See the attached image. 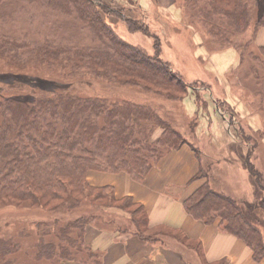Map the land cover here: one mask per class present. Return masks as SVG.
Instances as JSON below:
<instances>
[{
  "label": "trees",
  "instance_id": "obj_1",
  "mask_svg": "<svg viewBox=\"0 0 264 264\" xmlns=\"http://www.w3.org/2000/svg\"><path fill=\"white\" fill-rule=\"evenodd\" d=\"M37 1L64 15L76 12L77 18L93 33L96 44L80 48L50 38L31 43L26 34L22 37L0 34V64L6 70L12 68L36 75V69H25L41 66L60 76L59 70L64 77V80L53 78L57 90L50 95L31 103L17 96L6 104L11 116L0 124V203L15 199L55 209L60 206L74 209L86 204L94 205L97 211L101 207L118 209L126 229L130 228L127 222L131 219V228L142 240L149 241V219L142 204L130 196L117 199L112 186H92L87 176L89 171L125 172L136 181H143L165 153L189 145L184 133L175 129L176 123L162 117L157 107L142 97H135L136 101L122 94L129 88L133 94L140 92L183 107L194 84L186 82L162 58L160 38L149 31L147 24L123 16V9L97 0ZM189 7L198 10L192 16L200 19L204 27L209 30L220 25L223 32H228L229 39L249 27L254 34L264 27V0H190ZM110 14L117 15L131 32L153 35L155 52L149 54L141 46L123 39L108 21ZM251 44L249 41L246 46ZM232 47L239 53L238 70L248 56L238 46L221 45V51ZM258 51L262 55L264 46H258ZM254 68L258 70L255 69L257 76L264 68L263 63ZM93 82H103L114 90L113 94L92 93ZM216 103L222 108L221 102ZM196 122L197 119L188 120L191 133ZM152 127L161 128V136L150 138ZM194 151L201 161L198 150ZM250 154L244 158V166L256 187L264 191V175L251 163ZM210 171V165L200 166L195 179L207 178V181L184 200V208L205 224L219 221L224 231L246 243L253 250L254 259L261 261L264 240L245 208L251 213H257L258 208L264 211V196L261 194L256 205L219 193L210 187ZM137 214H141L138 219ZM126 215L130 216L127 221ZM93 217L96 215H90L87 220ZM89 223L83 217L72 220L56 237L76 246L79 238L75 242L68 235L72 228L83 225L85 234L86 227H92ZM47 246L55 248L56 243H47ZM67 255L72 252L67 250Z\"/></svg>",
  "mask_w": 264,
  "mask_h": 264
},
{
  "label": "rangeland",
  "instance_id": "obj_2",
  "mask_svg": "<svg viewBox=\"0 0 264 264\" xmlns=\"http://www.w3.org/2000/svg\"><path fill=\"white\" fill-rule=\"evenodd\" d=\"M97 1L107 2V4H112L113 8L123 9L125 11L123 16L147 24L149 31L160 38L162 58L168 61L186 82L194 84L190 90L195 97H199L198 102L196 101L199 108L208 105V101H205L204 92L210 89L216 95L218 92L223 93L224 88L217 83L215 75L211 72L213 69L210 59L208 60L207 55L195 44V34H199L201 41L198 39V43L208 54L220 52L221 45L224 47L238 46L241 52L247 54L245 65L237 70L238 65L227 75V82L230 84L232 94L244 103L245 108L239 105L237 111L222 99L223 102L220 104L222 108L218 107L213 112L218 121V131L215 130L214 138L224 139L214 141L212 145L209 144L208 148H204L200 145L201 143L196 146L201 162L205 166L210 165L212 167L210 183L215 189L228 192L229 196L234 197L239 202L254 200L252 203L259 205V200L264 196V191L256 187L254 178L247 171L243 160L251 152V163L264 175V68L259 71L257 76L255 74L256 68H254V66H260L262 63L264 66V53L261 55L258 51V46H264V27L256 34L249 27L236 34L234 38L229 39L228 32H223L224 30L220 25H217L216 29L209 27L211 35L207 27L201 24L200 19L192 16V12L198 10L189 7L190 0ZM150 1H152V6L147 10ZM46 7L37 0H0V34L11 37H22L26 34L27 40L31 43L43 42L46 38H50L58 43L75 45L80 48L92 47L96 44V41L93 42V33L90 32L86 24L77 18L76 12L73 15H64ZM176 11L181 12L180 17L175 16ZM107 19L115 31L130 44L141 46L149 54L155 52L153 35L140 31H129L126 23L120 20L117 15L110 14ZM249 41L252 44L247 47ZM226 50L238 52L234 47L222 51ZM5 67L0 64L1 125L9 120L8 116H11L5 106L12 99L18 96L20 100L34 102L37 98L50 95L57 90L54 77H61L64 80L59 70L60 76L56 71L47 70L41 66L25 69L26 71H35L36 69L37 76L28 75V71L12 68L6 70ZM198 79L202 81H195ZM223 81H225L224 78ZM90 91H93L92 93L107 92L113 94L112 91L114 90L108 89L103 82H93ZM133 92L128 88L122 95L123 97H131L136 101L138 98L135 97H142L141 99H145V102L157 107L162 117L172 119L176 123L175 129L177 131L181 134L184 133L183 135L186 137L191 134L187 123L188 120H193L194 116L198 115L197 113L190 116L185 110L184 104L183 107H175L177 102L165 101L140 92L133 94ZM200 100L201 104L199 103ZM209 118L214 117L209 114ZM194 124L193 129L196 130V123ZM241 125L242 128H240ZM162 132L161 128L154 129L152 127L150 138H158ZM228 138H239L243 142L246 141V146L244 143H226ZM170 152L168 151L164 156ZM204 152L209 156H211L210 153H213L216 157H204ZM219 157L226 159L227 169L225 171L223 166L220 167L214 161ZM220 170L223 171L221 176L216 174ZM99 172L103 171H89L88 174ZM104 173L112 174L113 172ZM261 194L262 197L260 198ZM245 211L258 226L264 240V211L262 208L255 210L257 213H251L247 208ZM90 215H96V218L87 220ZM80 217H83L87 223L90 222L92 227H86L85 234H83L84 225L82 228H72L68 238L70 236L76 242L78 237L76 246L70 241L65 242L56 237L59 235L58 232L65 231L64 228L70 221L78 220ZM140 217L141 214H137L135 218ZM114 220L123 223L122 213L118 209L101 207V210L97 211V208L90 204L74 209L67 206H60L55 209L52 206L43 207L31 202L6 199L0 203V264H99L97 255L90 251L86 242V235L90 228L94 229L95 225L108 228ZM130 220H128L129 227L132 226L129 223ZM163 232L171 233L167 230H163ZM171 234L178 235L177 233ZM149 236L153 240V235L149 234ZM52 242L56 243L55 248L47 246V243ZM67 250L72 252V255H67Z\"/></svg>",
  "mask_w": 264,
  "mask_h": 264
},
{
  "label": "crops",
  "instance_id": "obj_3",
  "mask_svg": "<svg viewBox=\"0 0 264 264\" xmlns=\"http://www.w3.org/2000/svg\"><path fill=\"white\" fill-rule=\"evenodd\" d=\"M150 6L152 1L147 10L151 8ZM175 16L180 17L181 12L176 11ZM195 35V44L207 55L208 60L210 59L213 69L211 72L215 75L217 83L223 86L224 91L216 95L210 89L204 92L205 101H208L206 109L198 107L196 97L191 90L189 91L184 99L185 110L190 116L198 114L194 116L198 124L196 130L187 136L189 145L185 144L164 156L143 181H135L125 172L88 174L87 180L90 185L112 186L117 199L130 196L135 202L142 204L149 219V232L153 235V240H142L134 228L126 229L124 223L121 224L118 220L113 221L115 224L113 227L111 224L108 228L97 226L94 229L90 228L86 242L90 251L97 255L99 264H264V259L261 261L254 259V252L246 243L224 231L219 221L205 224L193 218L184 208V200L207 181V178L195 179L200 166H207L198 160L193 149L198 150L196 145L199 143L208 148L214 141L224 139L214 138L215 130L218 131V121L215 113L213 114L218 108L216 102H223L224 99V102L236 110L239 109V105L244 107V103L232 94L230 84L227 82V75L240 64L238 52L226 50L208 54L198 43L199 34ZM209 114L214 118L210 119ZM228 139L226 143H244L246 146L239 138ZM203 154L204 157L209 156L206 152ZM210 154L209 157H216L213 153ZM225 160L219 157L214 161L220 167L223 166L225 171L227 169ZM222 173V170L216 172L219 176ZM208 177L213 190L229 195L228 192L217 190L211 185L212 167Z\"/></svg>",
  "mask_w": 264,
  "mask_h": 264
}]
</instances>
